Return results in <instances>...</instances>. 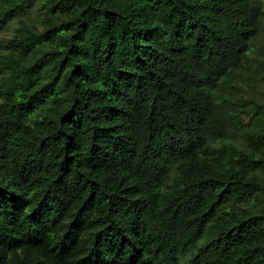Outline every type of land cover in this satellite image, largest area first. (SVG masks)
<instances>
[{"label": "trees", "instance_id": "1", "mask_svg": "<svg viewBox=\"0 0 264 264\" xmlns=\"http://www.w3.org/2000/svg\"><path fill=\"white\" fill-rule=\"evenodd\" d=\"M0 264H264V0H0Z\"/></svg>", "mask_w": 264, "mask_h": 264}, {"label": "rangeland", "instance_id": "2", "mask_svg": "<svg viewBox=\"0 0 264 264\" xmlns=\"http://www.w3.org/2000/svg\"><path fill=\"white\" fill-rule=\"evenodd\" d=\"M16 27L15 23H12L6 31H4L3 33L0 34V45L1 46H6L7 45V41L8 39L11 37L12 33H13V29ZM261 42H260V46H264V31L263 34L261 36Z\"/></svg>", "mask_w": 264, "mask_h": 264}]
</instances>
